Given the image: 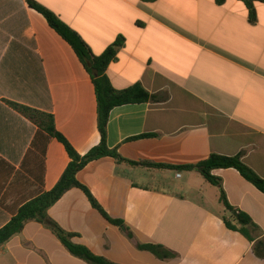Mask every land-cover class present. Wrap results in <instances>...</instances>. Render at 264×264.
Here are the masks:
<instances>
[{
  "label": "crops",
  "instance_id": "crops-1",
  "mask_svg": "<svg viewBox=\"0 0 264 264\" xmlns=\"http://www.w3.org/2000/svg\"><path fill=\"white\" fill-rule=\"evenodd\" d=\"M32 1L76 32L95 56L121 38L107 78L117 90L140 84L154 97L110 111L109 149L126 161L168 166L240 154L264 179V3H253L252 19L246 0ZM4 100L53 115L57 131L80 155L99 144L91 77L27 0H0V228L51 190L69 163L62 144L38 133ZM212 175L234 211L249 216L256 229L232 219L220 188L197 171L111 157L90 162L76 179L132 238L76 188L46 213L74 234V243L114 264H264L254 251L264 241V193L234 169ZM145 244L175 256L160 260L138 248ZM0 264L87 263L30 221L0 246Z\"/></svg>",
  "mask_w": 264,
  "mask_h": 264
},
{
  "label": "trees",
  "instance_id": "trees-1",
  "mask_svg": "<svg viewBox=\"0 0 264 264\" xmlns=\"http://www.w3.org/2000/svg\"><path fill=\"white\" fill-rule=\"evenodd\" d=\"M223 1L224 0H217L218 3H222ZM255 1L264 3V0H246V5L248 6L252 19L254 15L253 3ZM27 3L31 9L41 14L48 25L72 48L78 60L86 72L90 75L96 98L97 128L100 141L99 144L91 148L88 153L80 155L64 138V136L57 131L53 115L19 103L4 100V103L8 107L32 122L37 127L38 133H44L48 137L53 138L62 144L68 155L69 163L58 182L51 190L43 192L23 204L11 217L10 221L0 228V246L4 245L12 237L21 233L27 222L34 221L48 228L72 256L86 262L87 264H114L103 257L93 254L85 246L74 243L72 241L74 234L65 232L55 221L50 219L46 213L47 210L64 195V193L72 188H76L84 193L92 208H94L102 217H104L109 223L117 226L122 232L126 233L129 238H132V234L125 224L120 220H113L109 218L103 208L91 195L89 190L76 179L77 173L90 162L104 157H111L119 163L126 162L132 165L197 171L210 184L220 188L219 200L224 208L229 212L234 211V209L227 202L225 194L221 190L220 179L212 175L213 170L234 169L244 180L251 183L260 192L264 193V179L259 177L242 161L240 154L235 156L210 154L207 159L195 165L168 166L148 163L138 164L126 161L119 156L116 149H109L106 146V125L110 111L115 107L129 104L147 103L154 100V97L151 96L140 84L132 85L124 90H117L111 85L109 79L107 78L105 74L106 69L116 58L118 49L122 45V39H117L100 56H95L78 34L59 20L52 12L32 0H27ZM148 136L150 135H144L141 137ZM230 217L241 227L251 226L256 229V226L252 223L249 216L243 212L237 211L236 217ZM226 225L228 228L236 230V227L230 225L228 222H226ZM138 248L152 253L160 260L171 259L175 256L172 252L161 245L145 244L138 245ZM254 251L256 254L264 256L263 240L256 243Z\"/></svg>",
  "mask_w": 264,
  "mask_h": 264
},
{
  "label": "water",
  "instance_id": "water-1",
  "mask_svg": "<svg viewBox=\"0 0 264 264\" xmlns=\"http://www.w3.org/2000/svg\"><path fill=\"white\" fill-rule=\"evenodd\" d=\"M231 215L236 217V212L235 211H232L231 212Z\"/></svg>",
  "mask_w": 264,
  "mask_h": 264
},
{
  "label": "built area",
  "instance_id": "built-area-1",
  "mask_svg": "<svg viewBox=\"0 0 264 264\" xmlns=\"http://www.w3.org/2000/svg\"><path fill=\"white\" fill-rule=\"evenodd\" d=\"M180 175H177V177H179Z\"/></svg>",
  "mask_w": 264,
  "mask_h": 264
}]
</instances>
